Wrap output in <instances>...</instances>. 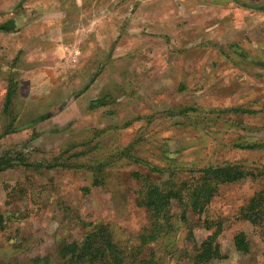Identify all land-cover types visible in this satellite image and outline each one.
<instances>
[{
    "label": "rangeland",
    "instance_id": "obj_1",
    "mask_svg": "<svg viewBox=\"0 0 264 264\" xmlns=\"http://www.w3.org/2000/svg\"><path fill=\"white\" fill-rule=\"evenodd\" d=\"M113 2L79 13L68 4L52 28L37 15L24 36H0V162L17 166L0 174V264H69L60 251L82 242L90 223L109 227L129 264H195L197 244L216 229L205 219L223 224L210 264H264V238L240 219L264 177L221 187L208 216L190 213L188 224L175 203L173 230L154 242L142 240L151 222L136 206L140 182L128 177L156 167L185 178L227 163L264 172V0H192L150 34L128 18L121 31L116 23L97 29L93 19ZM22 162L45 167L37 173ZM100 163L113 175L96 186ZM240 232L248 253L235 247ZM92 260L70 264H114Z\"/></svg>",
    "mask_w": 264,
    "mask_h": 264
},
{
    "label": "trees",
    "instance_id": "obj_2",
    "mask_svg": "<svg viewBox=\"0 0 264 264\" xmlns=\"http://www.w3.org/2000/svg\"><path fill=\"white\" fill-rule=\"evenodd\" d=\"M29 126L31 124L27 127ZM27 127L19 128V130ZM10 132L12 131L10 130ZM128 157L133 161L135 160L134 156L130 155ZM22 165L37 173L42 172V168L45 167V165L27 164L25 162H22ZM15 167L17 166L12 162V159L0 162V174ZM55 167H57L56 164H50L46 166V169L52 170ZM105 168L106 166L100 163L94 169V185L101 186L105 183L106 178L109 179L113 175L111 170H105ZM153 172L164 176L160 182L153 180L154 178L151 177ZM128 177L140 182L142 187L138 192L139 197L136 199V206L147 209L151 222L149 231L152 233L143 234L142 240L147 242L151 239V242H154L161 237H166L173 230L174 215L171 213L175 203L182 208L181 220L188 224L190 213L204 217L208 214L209 207L219 195L221 187L237 184L248 179H262L264 172L262 170H246L241 166L227 163L216 167L191 170L189 176L185 178H182L178 170L156 167H151L149 173L132 172ZM84 191L88 193L91 190L84 188ZM240 219L253 225L264 238V187L241 208ZM210 220H204L205 228L207 230L216 229L201 244H197V251L194 256L195 264H210L219 257L220 247L217 243V237L221 233L223 224H217ZM87 226H92V230L86 234L82 242L69 243L67 247L60 251L63 258L71 255L69 264L88 257H92V262L100 259L101 261L113 260L114 264H129L130 255L128 250L123 247L120 240L115 239L114 234L107 225L104 223L98 225L90 223ZM234 243L239 252L248 253L250 251L251 243L245 232L238 233L235 236ZM138 255L140 253L137 254V257ZM141 262L144 264L149 263L144 258Z\"/></svg>",
    "mask_w": 264,
    "mask_h": 264
},
{
    "label": "crops",
    "instance_id": "obj_3",
    "mask_svg": "<svg viewBox=\"0 0 264 264\" xmlns=\"http://www.w3.org/2000/svg\"><path fill=\"white\" fill-rule=\"evenodd\" d=\"M90 1L93 2H87L86 0H13L11 3L14 5L9 6L10 0H0V13L2 17L0 21V36L6 37L15 32H18L20 35L22 33L21 29L26 28L27 23L25 21L31 19V17H37V15H43L44 18H47L41 21L42 28H52V21L57 17L55 14L60 13V15H63L64 12H67L65 8H69L67 6L68 4L75 5L79 13L81 11L84 12L89 7V3L90 5L94 4L96 6L100 0ZM190 1L192 0H114L109 6L111 10L107 8L101 15H97V18L95 16L93 21H97V29H100L102 25H104L103 29H108L109 26L107 24L110 25V29H113L114 26L112 24L116 23L119 26V31H121V27L124 25L122 21L128 18L135 24L133 26L137 30L147 34H150V32L158 33L154 32L155 29L167 28L168 22L170 24L175 22L177 20L175 16L177 13L176 10L179 8L178 12H186V3L191 4ZM64 4H66L65 7L63 6ZM52 5H55L56 8L52 7ZM58 6H61V8H58ZM11 13H15L16 16L12 20H10ZM60 17L62 18L63 16ZM36 27L37 25L35 23L30 29H36ZM57 34L58 31L50 32L49 34L41 33L38 37L49 40L53 39ZM21 35L24 36L25 34ZM111 35L112 37H116L120 33L115 30ZM56 41L60 40L56 39ZM70 47L74 49V46H69V53H71ZM78 52L80 51L78 50Z\"/></svg>",
    "mask_w": 264,
    "mask_h": 264
}]
</instances>
